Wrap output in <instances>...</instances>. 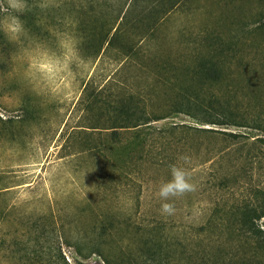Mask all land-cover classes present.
I'll use <instances>...</instances> for the list:
<instances>
[{"label": "rangeland", "instance_id": "1", "mask_svg": "<svg viewBox=\"0 0 264 264\" xmlns=\"http://www.w3.org/2000/svg\"><path fill=\"white\" fill-rule=\"evenodd\" d=\"M173 1L155 25L140 14L147 0L132 8L120 40L140 52L124 59L113 49L94 56L67 21L59 24L54 6L21 19L27 35L19 42L0 31V264H15L24 246L42 248L59 264H264V216L257 221L262 246L233 231L239 224L221 207L231 196L219 183L235 174L240 184L264 186V160L249 166L245 157L264 130L167 111L174 81L199 84L188 71L215 47L231 55L220 60L211 89L233 86L240 101L264 109V0ZM57 33L75 39L80 59L47 82L30 70L29 57L58 54ZM149 85L150 108L168 116L110 127L103 101L132 90L145 97ZM231 132L244 134L246 146L238 149ZM173 164L189 171L197 189L173 198L175 213L167 216L158 192Z\"/></svg>", "mask_w": 264, "mask_h": 264}, {"label": "trees", "instance_id": "2", "mask_svg": "<svg viewBox=\"0 0 264 264\" xmlns=\"http://www.w3.org/2000/svg\"><path fill=\"white\" fill-rule=\"evenodd\" d=\"M27 3L31 10L26 12L21 19L31 17L37 11L34 0H27ZM136 4H139V0H58L54 3L58 7L54 6V9L59 10L61 15L58 19L59 24L67 21L74 30L76 38L80 39L86 47L93 48L94 56L98 57L103 49L106 52L113 49L118 53L119 58L124 59L138 55L140 52L128 41L120 40L122 38L120 34L122 25L126 27L127 24L133 22L128 14ZM176 5L177 3L173 0H147L146 5L143 3L140 14L145 15V12L152 25H155L159 21V14L162 15L163 19ZM36 27L38 28V26ZM224 50L223 47L219 49L215 47L214 52L209 56L197 58V63L188 71V76L191 75V79H197L199 84L194 86L174 81L176 98L168 104L167 111L184 112L194 117L200 116L207 123L262 128L264 130L263 108L256 109L254 103L240 101L236 98V88L233 86L228 85L224 91L211 89L214 85L219 84L215 82L222 72L219 67L220 60L231 55H226ZM154 66L156 70H160L158 64ZM167 85L169 86V84ZM171 86L173 88V85ZM153 92V86H150L145 89V97L134 90L124 95H115L104 100L100 105V110L110 114V127L112 128L149 126L152 121L168 116L167 111L159 113L150 108ZM88 104L91 108L94 107L92 101H89ZM93 126L99 127V125ZM194 128L209 132L225 131L213 127L196 126ZM172 132L175 133L174 128ZM163 134L165 133L163 132ZM230 134L234 137L235 143H240L237 146L238 149L246 146V140L241 138L244 134L235 132ZM136 137L138 138L139 134ZM257 142L260 143L259 147L254 145ZM141 143L143 144L144 141L141 140ZM249 145L245 153L249 166L256 161L263 162L264 136L251 139ZM249 172H251L250 168L246 170V173ZM219 183L223 191L231 196V200L225 201V203L227 202L226 205L221 203V207L223 210L227 209L225 211L227 217L233 223L239 224V228H232L233 231L238 230L240 236L246 235L249 238H254L258 245L262 246L261 238L263 239V235L257 221L264 216V186L252 187L247 186L244 182L240 184L239 175L235 174L225 175ZM240 187H243V193L237 195ZM218 218L221 216L211 217L210 221L215 222ZM21 250L17 252V256L11 254L14 257L13 263L59 264L51 253L43 255L42 248L30 251L27 246H24ZM51 251L53 252L54 249L51 248ZM105 260L109 261L106 257Z\"/></svg>", "mask_w": 264, "mask_h": 264}, {"label": "clouds", "instance_id": "3", "mask_svg": "<svg viewBox=\"0 0 264 264\" xmlns=\"http://www.w3.org/2000/svg\"><path fill=\"white\" fill-rule=\"evenodd\" d=\"M37 6L41 9L58 7L51 0H44ZM30 10L27 0H0V12L5 14L0 19V31L9 41L19 42L22 36L27 35L21 17ZM56 35L60 49L58 54L49 55L47 52H43L37 56L29 57L30 70L47 82L56 81L61 75L72 71L73 66L80 59L75 39L67 33H57ZM180 159L187 163L189 158L182 156ZM170 170L171 179L163 183L158 192L160 200L164 201L161 204V214L167 216L175 213L174 204L170 202L173 198L195 192L197 189L196 184L191 182L190 173L186 168L179 164H173L170 166Z\"/></svg>", "mask_w": 264, "mask_h": 264}]
</instances>
